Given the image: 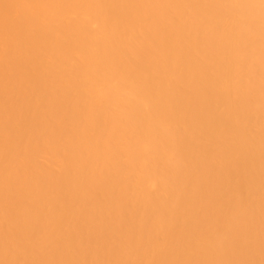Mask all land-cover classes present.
Returning <instances> with one entry per match:
<instances>
[{
  "label": "bare ground",
  "instance_id": "1",
  "mask_svg": "<svg viewBox=\"0 0 264 264\" xmlns=\"http://www.w3.org/2000/svg\"><path fill=\"white\" fill-rule=\"evenodd\" d=\"M0 264H264V0H0Z\"/></svg>",
  "mask_w": 264,
  "mask_h": 264
}]
</instances>
